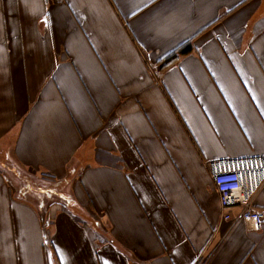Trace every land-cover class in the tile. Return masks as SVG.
Segmentation results:
<instances>
[{"label": "crops", "instance_id": "obj_1", "mask_svg": "<svg viewBox=\"0 0 264 264\" xmlns=\"http://www.w3.org/2000/svg\"><path fill=\"white\" fill-rule=\"evenodd\" d=\"M0 148L70 199L0 168V264H264L208 166L264 156V0H0Z\"/></svg>", "mask_w": 264, "mask_h": 264}, {"label": "built area", "instance_id": "obj_2", "mask_svg": "<svg viewBox=\"0 0 264 264\" xmlns=\"http://www.w3.org/2000/svg\"><path fill=\"white\" fill-rule=\"evenodd\" d=\"M208 166L219 194L223 218L234 220L237 217L250 229L260 230L264 208H256L253 201L264 184V156L218 158L209 161Z\"/></svg>", "mask_w": 264, "mask_h": 264}, {"label": "rangeland", "instance_id": "obj_3", "mask_svg": "<svg viewBox=\"0 0 264 264\" xmlns=\"http://www.w3.org/2000/svg\"><path fill=\"white\" fill-rule=\"evenodd\" d=\"M9 151L0 148V168L6 171L11 180L20 185L16 188L22 200H31L34 207L41 204L43 209H46L50 203L56 200H62L61 202L65 199L70 200L66 188L59 190L57 184L52 181L51 176L35 172L33 174L30 169L19 166L14 162Z\"/></svg>", "mask_w": 264, "mask_h": 264}, {"label": "trees", "instance_id": "obj_4", "mask_svg": "<svg viewBox=\"0 0 264 264\" xmlns=\"http://www.w3.org/2000/svg\"><path fill=\"white\" fill-rule=\"evenodd\" d=\"M191 51H192V43L191 42H188V43L184 44L183 46H181L178 50H176L175 52H173L172 54H170L165 59V62L167 64L170 63V62L173 63V61L177 60L181 55L188 54ZM29 175H32V174H29ZM20 198H22L21 195H20ZM29 202H32V201L30 200ZM36 208L41 209V204H39V206L37 205Z\"/></svg>", "mask_w": 264, "mask_h": 264}]
</instances>
